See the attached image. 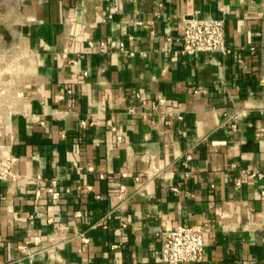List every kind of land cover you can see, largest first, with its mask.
Masks as SVG:
<instances>
[{
    "label": "crops",
    "instance_id": "0c3cea01",
    "mask_svg": "<svg viewBox=\"0 0 264 264\" xmlns=\"http://www.w3.org/2000/svg\"><path fill=\"white\" fill-rule=\"evenodd\" d=\"M190 14L234 53H181ZM0 30L29 72L0 111V264H165L160 230L204 221L177 264H264V0H0Z\"/></svg>",
    "mask_w": 264,
    "mask_h": 264
},
{
    "label": "built area",
    "instance_id": "2783aa9c",
    "mask_svg": "<svg viewBox=\"0 0 264 264\" xmlns=\"http://www.w3.org/2000/svg\"><path fill=\"white\" fill-rule=\"evenodd\" d=\"M134 23L142 26L149 24L142 20H134ZM221 18L215 17H198L195 14L183 18V31L181 35V53L192 54L195 52H220L223 55L234 53V50L225 44L224 26ZM103 41L100 44L103 45ZM251 49H253L251 47ZM86 71H83L85 74ZM66 92H70L67 89ZM62 96V93L59 94ZM136 97L144 106H150L152 109H163L165 98L157 95L150 98L141 93H136ZM132 110V108H130ZM177 118H181L180 114H176ZM191 154L184 156V164H188ZM14 157L10 154L9 146L0 144V179L5 180L13 178L12 165ZM188 174V171H186ZM45 192L52 199L59 196V190L56 188V180L51 179L49 184L45 186ZM37 212H35L36 214ZM104 225V223H103ZM206 221L184 225L177 224L169 228L160 230V246L157 254V260L165 264H177L179 262L196 261L202 257L203 250V232L207 228ZM81 239L86 241L87 238L80 234ZM115 264V263H112Z\"/></svg>",
    "mask_w": 264,
    "mask_h": 264
},
{
    "label": "rangeland",
    "instance_id": "374dc122",
    "mask_svg": "<svg viewBox=\"0 0 264 264\" xmlns=\"http://www.w3.org/2000/svg\"><path fill=\"white\" fill-rule=\"evenodd\" d=\"M13 38L0 30V111L17 106L29 75L28 62L17 51Z\"/></svg>",
    "mask_w": 264,
    "mask_h": 264
}]
</instances>
